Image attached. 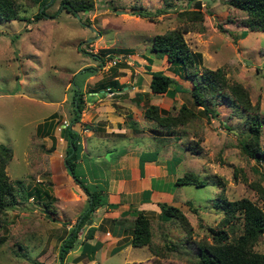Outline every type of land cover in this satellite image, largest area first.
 <instances>
[{
    "label": "rangeland",
    "instance_id": "rangeland-1",
    "mask_svg": "<svg viewBox=\"0 0 264 264\" xmlns=\"http://www.w3.org/2000/svg\"><path fill=\"white\" fill-rule=\"evenodd\" d=\"M91 1L93 8L75 14L61 8L62 0H48L43 6H40V0H18L22 17L0 19V143L13 150L6 170L10 180L21 178L24 184L50 180L49 191L54 195L52 204L56 210L49 212L43 201L36 197L8 206L2 215L5 229L2 228L0 233L6 232L7 237L0 244V264H34V260L44 264L59 263L61 239L88 203L86 195L78 198L74 187L70 189L65 181L56 183V172L51 178V159L54 156L63 158L66 142L58 137L55 148L50 147L52 139L49 136L36 135L37 124L56 111L59 122L54 132L58 134L61 124L69 119L75 89L86 93L96 80L109 76L111 60H124L125 53L127 67L120 66L123 71L120 78L127 87L119 93H105L106 98L115 100L120 97L129 101V94L135 90V69L141 68L134 60L146 62V54L156 63L154 68L157 66L179 78L168 67L165 57L158 60L156 56L160 55L148 48L155 34L185 24L178 11L193 8L194 0H169L172 2L170 5H166L164 0ZM202 1L203 20L195 22L196 28L184 32L185 39L192 50L201 52L202 65L224 67L230 80L241 82L247 88L251 103H258L262 122L260 144L264 147V31L249 30L240 37L244 29L240 22L244 11L230 6L226 0ZM43 7L46 15L35 18L33 15ZM140 9L149 11L150 16L137 14ZM217 24H221L225 31H221ZM104 47H110L106 52L112 57H104L102 63L84 51L97 52ZM119 48H125L126 52ZM179 80L188 88L192 86L190 80ZM157 96L153 98L157 101H153L164 102L173 112L183 102L192 105L189 91L178 92L173 98ZM93 97L88 96L90 99ZM212 106L217 110L216 115L198 111L201 115L199 120L180 125L170 142V157L179 159L176 173L183 175L192 171L207 181L198 186L194 183L173 184L169 188L163 186L172 193L169 203L183 209L190 231L177 221H163L152 214V246L157 248V253L148 246L128 244L106 254L109 246L103 243L93 259H88L87 254L80 255L83 235L80 232L79 239L62 264H196L200 242L212 241L208 226L218 227L223 215L215 203L222 190L228 199L247 196L264 209V198L255 184L259 183L264 188V160L246 155L239 143L238 131L247 129L251 112L223 99H217ZM102 123L109 128L112 126L106 120ZM143 126L145 129L155 127L152 122H138L139 128ZM82 133L85 152L76 170L86 178L99 176L105 181L114 174L115 158L123 152V147L135 146L143 151H159L160 154L169 140L160 136L152 139L149 135L114 138L107 136L104 129L99 133L106 136ZM116 135L125 136L123 132ZM194 141L199 144L198 153L186 148V144ZM220 180L224 182V189L219 187ZM63 184L66 187L64 191ZM188 199L196 211L185 203ZM102 214L104 208L100 206L98 215L93 214L94 221ZM235 227L238 234L242 230L241 219ZM90 239L87 241L91 242ZM254 248L264 252V233Z\"/></svg>",
    "mask_w": 264,
    "mask_h": 264
},
{
    "label": "trees",
    "instance_id": "trees-1",
    "mask_svg": "<svg viewBox=\"0 0 264 264\" xmlns=\"http://www.w3.org/2000/svg\"><path fill=\"white\" fill-rule=\"evenodd\" d=\"M47 2L48 0H40V6L45 5ZM164 2L166 5L172 4L169 0H164ZM202 2V0H194L195 6L193 8L178 11V14L185 20V24L155 34L149 46V51L165 57L170 69L181 78L190 80L192 86L188 88L182 85L176 78L164 73L162 70H150V58H147L149 59V64L146 67L151 75L149 81L151 92L166 93L173 97L177 91H189L192 96V105L190 106L183 102L178 110L173 112L171 109L149 102L144 108V116L154 121L155 127L153 129L159 127L167 131H174L178 126L187 124L193 119L199 120L201 115L198 111L216 115L217 110L212 104H215L217 99L230 101L241 106L247 112H251L247 119V129L238 131L242 151L252 158L264 160V147L260 144L262 122L258 114V103L254 105L251 103L247 88L241 82L230 80L226 76L224 67L211 68L202 65L201 52L192 50L185 39L184 32L196 28L195 22L203 20ZM226 3L245 12L240 21L244 26V29L240 32V37H244L249 30L264 31V0H226ZM93 6L91 0H62L61 4V8H65L75 14L81 10L91 9ZM20 10L21 4L18 0H0V19H20L22 17ZM136 12L141 16H150V12L145 9H140ZM41 15H46L45 7L41 8V10L39 9L33 16L38 18ZM217 26L221 31H225L221 24H217ZM234 37L236 38V35ZM109 48L104 47L97 52L85 49L84 51L96 56L102 63L105 61L104 57H112L109 52H106V49L109 50ZM119 49L121 52H126L125 48ZM120 66H127L125 59L111 64L109 66V76L99 80L96 86L92 88L93 91L104 89L105 87L108 90L121 89L123 84L116 78ZM103 91H107V89ZM72 107L68 121L65 126L60 127V136L66 140L63 156L64 164L76 183L86 193L88 203L85 210L77 216L73 225L62 237L58 253L60 262L57 264H62L63 259L73 248L76 240L80 237L79 233L82 231L80 255L87 254L88 259H93L96 248L101 244L99 242L91 244L87 241L94 236L96 231V226L91 223L87 224V222L93 218V212L99 206L116 207L119 204V202H109L102 190L90 186L86 178L76 170L82 150L80 129L90 126L89 123L81 120L84 100L83 92L79 88L75 89L72 96ZM58 122V113L54 111L46 116L43 121L39 122L36 127V135H47L52 139L50 146L52 148H55L56 136L54 135V128ZM186 148L191 149V152L194 153L200 151L197 141L186 144ZM12 155V148L0 143V230L2 228L5 229V221L2 215L7 207L20 202L22 199L36 197L43 201L45 208L49 212L54 213L56 211L52 204L54 195L49 191V187L52 184L50 180L47 183L37 181L33 184H24L21 178L10 180L6 166ZM173 160H177L174 163L179 161L177 157H174L171 163H173ZM185 183H194L198 186L207 183V181L200 178L196 173L187 171L183 175H178L175 179V184ZM255 184L264 198V188L259 183ZM219 187L224 189L222 180L219 181ZM185 203L191 210H197L191 200L188 199ZM215 203L223 211V215L218 227L208 226L212 233V241L200 242L196 264H264V252L256 251L254 248V244L264 233V209L247 196L228 199L223 190L218 194ZM158 204L160 207L158 217L161 220L177 221L190 231V223L180 205L166 201H161ZM135 212L136 215L131 224L129 243L135 246H148L157 253V248L152 246L150 216L143 210H135ZM238 219L242 221V230L236 234L235 225ZM226 225H228L227 228H225ZM6 235V232L0 233V244L6 240ZM121 247L115 248L113 252L118 251ZM33 263L44 264V262L36 260Z\"/></svg>",
    "mask_w": 264,
    "mask_h": 264
},
{
    "label": "crops",
    "instance_id": "crops-1",
    "mask_svg": "<svg viewBox=\"0 0 264 264\" xmlns=\"http://www.w3.org/2000/svg\"><path fill=\"white\" fill-rule=\"evenodd\" d=\"M144 58L146 59V62L135 61L137 66H141V68L135 69V83L133 84L135 90L133 94H129L128 102L122 100L120 97L115 98V100L106 98V91H103L107 89L106 87V89L104 88L93 91L92 88L96 86V83L99 81V79L98 81L96 80L94 82L93 86L89 87V90H87L86 93L82 91L84 107L81 112V120L85 123H89L90 126L80 129V140L82 144L81 155L85 152L82 140V132H86L87 135L96 133L99 136H106L99 133V130L104 129L106 132H108L107 136L112 135L114 138L120 139H128L133 137L140 138L143 135H149L152 139L157 136L169 138L166 149L162 150L160 154L159 151H143L140 148H136L135 146H129L128 148L123 147V152L115 158L116 165L114 164V174L110 175V178L106 181L104 178L99 176L86 178L79 172L80 175L86 178L90 186H94L97 189L102 190L106 194L107 200L109 202H119L116 207L101 205L104 208V214L100 215L97 221H94V219L91 218V220L93 219L94 221L91 223L96 226V231L94 236L90 239V243L94 244L99 242L101 244L98 248H96L95 252L103 245V243H107L109 246L106 248V254L113 253L114 249L117 247H124L128 244H131L129 243L131 232L130 224H132L133 218L136 215L135 210H143L149 216L152 214H156L158 216V213L160 212L158 203L161 201L169 202V200L172 201L173 198L169 189H165L163 186H167V188H169L171 185L175 184V179L178 176L175 170L178 162L171 163L174 156L170 157L172 154V146L170 145V142L171 137L176 135V131L178 130L179 126L174 131H167L159 127L157 129H153L154 127H148V129H145L146 126L139 128L138 122L143 121L144 123H154V121L147 119L143 112L145 106L149 102H153L158 104L160 107L167 108L164 105V102H162L163 104L155 102L157 100L153 99L154 96L156 97L157 95H165L166 98H173L180 91H177L173 97L167 95L166 93L151 92L149 89L151 75L148 72L149 70L146 68L149 64V59L147 58H150L151 61L149 65L150 70H162L164 73H166V71L164 69L158 68L157 66L154 68L153 66L154 64L156 65V63H153V60L149 55L146 54ZM156 58L159 60V58L162 59L163 57L156 56ZM121 67L118 68L119 73L116 75V78L120 83L123 84V86L121 89H110L109 91H112L113 93H119L120 91H123V89L125 90L127 87L126 83H123L120 78V75L123 72ZM174 75H177L179 78H181L178 74L174 73ZM179 78L176 79L182 83ZM144 84H147L148 88L145 87ZM182 85L184 84L182 83ZM89 95H94L95 97L90 99L88 98ZM104 120L111 122L112 126L109 128L107 125H105V123H102ZM65 124L66 123H62L61 127L65 126ZM119 132H123L125 136L120 137L116 135ZM54 135L56 136V139L60 137L65 140L60 136V127L59 133L55 134L54 132ZM112 140L113 142H116L115 139ZM118 142L119 141L116 143ZM112 149H115V147ZM110 158H112V155ZM81 159L82 158L80 157L79 161H81ZM50 172L51 178H53L54 172L58 174L56 183L65 181L70 189L71 187L72 189L74 187V192L76 196H79L78 198L86 195L84 190L78 185V183H76L72 175L66 169L64 157L60 159L58 156H54L51 159ZM51 180L53 181V179ZM61 186L63 191L64 189L66 190L64 184ZM99 211L100 206L93 212V214L98 215ZM120 217L121 219H118ZM95 252L94 258L96 254Z\"/></svg>",
    "mask_w": 264,
    "mask_h": 264
},
{
    "label": "built area",
    "instance_id": "built-area-1",
    "mask_svg": "<svg viewBox=\"0 0 264 264\" xmlns=\"http://www.w3.org/2000/svg\"><path fill=\"white\" fill-rule=\"evenodd\" d=\"M123 58L126 60V57H125V56H123ZM119 60H120V58H113V59L111 60L110 63H113V64H114L116 61H119ZM107 89H108V88H107ZM106 93H108V94H112L113 92L107 90Z\"/></svg>",
    "mask_w": 264,
    "mask_h": 264
},
{
    "label": "water",
    "instance_id": "water-1",
    "mask_svg": "<svg viewBox=\"0 0 264 264\" xmlns=\"http://www.w3.org/2000/svg\"><path fill=\"white\" fill-rule=\"evenodd\" d=\"M123 56H125V57L127 58V55H123ZM134 61L138 62L136 59H135ZM63 125H64V124H63ZM91 222H92V220L89 219V220H88V223H91Z\"/></svg>",
    "mask_w": 264,
    "mask_h": 264
}]
</instances>
